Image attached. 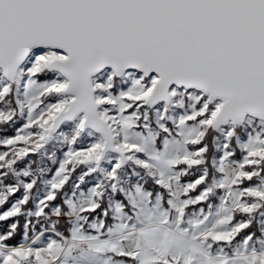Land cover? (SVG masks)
<instances>
[{"label": "snow or ice", "instance_id": "1", "mask_svg": "<svg viewBox=\"0 0 264 264\" xmlns=\"http://www.w3.org/2000/svg\"><path fill=\"white\" fill-rule=\"evenodd\" d=\"M0 264H264V0H0Z\"/></svg>", "mask_w": 264, "mask_h": 264}]
</instances>
